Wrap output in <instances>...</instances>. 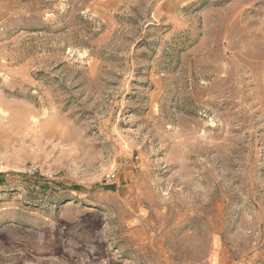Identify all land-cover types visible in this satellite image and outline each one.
<instances>
[{"label": "rangeland", "instance_id": "374dc122", "mask_svg": "<svg viewBox=\"0 0 264 264\" xmlns=\"http://www.w3.org/2000/svg\"><path fill=\"white\" fill-rule=\"evenodd\" d=\"M0 264H264V0H0Z\"/></svg>", "mask_w": 264, "mask_h": 264}, {"label": "built area", "instance_id": "2783aa9c", "mask_svg": "<svg viewBox=\"0 0 264 264\" xmlns=\"http://www.w3.org/2000/svg\"><path fill=\"white\" fill-rule=\"evenodd\" d=\"M36 172H37V170L34 169V168H32V169L29 170V173H30V174H35Z\"/></svg>", "mask_w": 264, "mask_h": 264}]
</instances>
